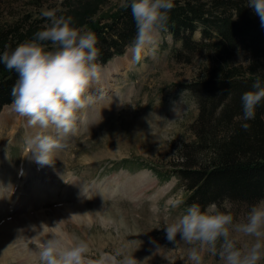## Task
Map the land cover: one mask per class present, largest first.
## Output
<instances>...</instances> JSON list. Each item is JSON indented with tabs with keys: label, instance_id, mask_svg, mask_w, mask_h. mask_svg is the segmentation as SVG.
Here are the masks:
<instances>
[{
	"label": "rangeland",
	"instance_id": "1",
	"mask_svg": "<svg viewBox=\"0 0 264 264\" xmlns=\"http://www.w3.org/2000/svg\"><path fill=\"white\" fill-rule=\"evenodd\" d=\"M87 2L90 4L84 9H77ZM89 5L97 10L92 20L105 21L124 2L0 0V29L12 24L31 29L21 43L46 26L48 18L42 12L52 7L72 15L78 26L88 29L89 21L79 23ZM78 10L81 11L75 14ZM198 36L196 32L194 37ZM173 45L178 46L179 42L159 29L155 56H144L133 64L128 47L122 55L103 65L104 70L115 59L125 61V66L111 73L110 85L90 88L95 94L94 102L78 111L70 137L61 138L64 146L54 158L57 166L48 164L50 173L41 172L46 164L35 161L25 143L30 127L27 118L18 114L12 103L0 110V175L4 170L8 172L9 167L15 169L13 176L9 175L12 187L6 186L5 190L12 195L17 181L22 180L25 195L33 198L31 204L27 198L13 204L11 198L3 201L0 196V234H3L0 240L10 241L8 249H11L7 258L1 260L3 264H41L39 241L19 233L26 228L24 224L34 221L35 226H48L50 233L64 231L86 239L90 237L92 255L99 250H114L131 239L134 242L129 250L134 251L140 264H193L187 255L190 246L183 241L176 245L168 241L163 228L165 222L185 207L186 193L175 176L162 179L151 169L170 164L174 147L192 138L190 124L197 114V103L185 84L207 62L204 53L195 55L189 63L178 62L173 56ZM235 57L246 63L248 54L240 50ZM50 130L56 132L54 126ZM27 152L31 154L29 157ZM25 162L29 167L28 177H24ZM141 171H145V177L137 180L135 175ZM174 199L181 200L182 204L172 207L170 201ZM77 203L83 211L81 216L74 217L72 206ZM230 210L234 215L233 225L229 226L230 236L239 247H249L257 237L237 231L234 226L245 222L249 211L238 205H231ZM202 256V264H223L218 255L207 249ZM258 264H264V257Z\"/></svg>",
	"mask_w": 264,
	"mask_h": 264
},
{
	"label": "trees",
	"instance_id": "2",
	"mask_svg": "<svg viewBox=\"0 0 264 264\" xmlns=\"http://www.w3.org/2000/svg\"><path fill=\"white\" fill-rule=\"evenodd\" d=\"M165 28L175 42L173 56L189 63L204 53L206 64L185 88L195 97L197 114L190 124L192 138L173 149L170 164L154 166L162 179L175 176L186 195L183 205H207L215 201L250 210L264 198V101L256 116L241 127V95L257 78L264 80V26L247 6V0H174ZM86 5L77 9H84ZM82 22L96 32L102 65L122 55L130 46L136 24L130 7L122 5L107 20H92L96 11L89 5ZM69 8V7H68ZM81 10L75 11V14ZM199 32L198 38L194 37ZM31 29L8 25L0 29V52L16 47ZM244 50L246 63L235 55ZM15 70L0 64V110L11 103Z\"/></svg>",
	"mask_w": 264,
	"mask_h": 264
},
{
	"label": "clouds",
	"instance_id": "3",
	"mask_svg": "<svg viewBox=\"0 0 264 264\" xmlns=\"http://www.w3.org/2000/svg\"><path fill=\"white\" fill-rule=\"evenodd\" d=\"M123 2L130 7L136 24L129 46L132 63L136 64L144 56L157 54L158 30L166 27L175 3L174 0ZM247 6L264 26V0H247ZM42 15L48 18L46 26L16 47L0 52V64L18 74L11 89V103L30 126L44 130L27 134L25 143L35 161L47 164L53 161L55 150L64 146L61 137L75 128L78 111L94 102L90 86L101 78L103 65L95 31L78 26L72 15L63 14L57 7L45 9ZM241 101V127L247 129L248 121L256 116L257 106L264 101V80H254L251 88L242 93ZM53 126L55 133L46 131ZM170 204L178 207L182 201L174 199ZM230 209L231 205L225 203L222 209L215 201L207 205L188 204L165 222L166 239L175 245L178 241L189 245L187 255L193 264H202L205 249L218 255L223 264H258L264 257V198L251 205L245 222L234 225L237 231L257 237L246 248L239 247L230 236L229 226L234 222ZM120 219L123 222L122 216ZM133 242L130 239L114 250H99L92 255L90 237L54 231L39 242V259L41 264H140L134 251L129 250Z\"/></svg>",
	"mask_w": 264,
	"mask_h": 264
},
{
	"label": "bare ground",
	"instance_id": "4",
	"mask_svg": "<svg viewBox=\"0 0 264 264\" xmlns=\"http://www.w3.org/2000/svg\"><path fill=\"white\" fill-rule=\"evenodd\" d=\"M125 66V61L122 59H115L113 61H111L108 66H105V69L103 70L102 69V75H101V78L97 81H93L90 88L93 89H96L97 87H105L107 86L110 82V79L112 78V74L111 73H114L118 70V68H121ZM109 78V79H108ZM109 82V83H108ZM110 85V84H109ZM106 107V105H105ZM38 127H33V126H30L28 127V133H33L34 131H38L37 129ZM40 130V129H39ZM77 130V129H76ZM48 132V129L46 130ZM56 131V130H55ZM74 131V129L72 130ZM49 133H51V130L49 128ZM55 133V132H54ZM70 136H69V133L62 136L61 138L63 139H68ZM59 153V148L57 150H55L54 154H53V157H52V162L51 163H47L46 165L42 166L41 168V172L44 171L45 173H50V169L48 167V164H50L52 167L53 166H57V161L54 160V158L56 157V155ZM27 154V157H29L31 154H29L28 152L26 153ZM25 154V156H26ZM33 154V153H32ZM59 155V154H58ZM33 159V158H31ZM29 160V159H28ZM25 161V160H24ZM29 162V161H28ZM23 166H25L24 168V177L27 175L28 171H29V167H28V163L25 162V164H23ZM21 168V167H20ZM23 169V168H22ZM20 171V170H19ZM22 171V172H24ZM146 171V170H145ZM145 171H141V172H138L136 178L137 180H142L143 177H145ZM15 172V169L9 167L8 168V172H4L1 173L0 175V196H1V200L5 201L6 199H12V203L13 204H17V201H19L21 198H27L29 199L27 202H29L28 204H31L33 198H29V196L25 195V187H24V184H23V181L22 180H18L17 181V187H16V191L10 195L9 193H7V189L5 190V187L11 185L12 187V181H11V176L9 175H12L13 173ZM18 172V171H17ZM19 173V172H18ZM40 174V172H38ZM22 174V173H21ZM20 175V174H19ZM23 175V174H22ZM13 176V175H12ZM38 176V175H37ZM147 176V175H146ZM28 177V175H27ZM49 177H51V175L49 174ZM134 177V176H133ZM39 176L37 177V180H38ZM16 181V180H15ZM75 182V180H74ZM14 185V186H16ZM38 185V184H37ZM38 187V186H37ZM29 191V190H28ZM24 195V196H23ZM24 199V200H25ZM1 202V201H0ZM73 211L75 213H80L82 214V208L80 207V205L77 203V204H74L73 206ZM56 210V209H55ZM57 214V213H56ZM41 216V215H40ZM39 216V217H40ZM45 216V215H44ZM75 217V215H73ZM77 216V215H76ZM81 216V215H80ZM37 220V219H36ZM15 224V222H14ZM23 224V223H22ZM37 224V223H36ZM44 224V223H43ZM17 225V224H16ZM14 225V228L15 226ZM24 225H27L26 228L24 229V227L22 228L21 231H19L20 235H23L25 238H29V239H32V240H35L37 239L39 242L43 239H45L49 234H50V228L48 226H46L45 224L44 225H40L38 226V224L35 226V221L34 223H26ZM8 226V225H7ZM35 226V227H34ZM66 228V227H64ZM4 229V228H3ZM5 231V230H4ZM52 231V230H51ZM3 233V232H2ZM8 233V232H7ZM17 233V230L16 232ZM0 235H3V234H0ZM5 235V234H4ZM33 235H35L33 237ZM7 236V235H6ZM6 238V237H5ZM8 239V238H6ZM26 240V239H24ZM30 240V241H32ZM13 241V240H12ZM10 241L8 240H5V239H1L0 240V264H3V262L1 260L3 259H6L7 258V253L8 252H11V249H8V245H9ZM29 247V246H28ZM32 248V247H31ZM16 250V249H15ZM27 251V250H26ZM26 253V252H25ZM27 254V253H26ZM25 257H27L28 255H24ZM25 261V260H24ZM23 264H28L27 262H23Z\"/></svg>",
	"mask_w": 264,
	"mask_h": 264
}]
</instances>
